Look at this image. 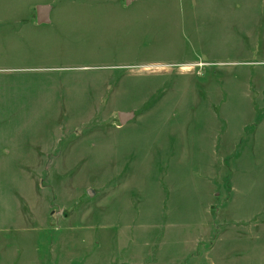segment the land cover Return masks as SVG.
Instances as JSON below:
<instances>
[{
	"label": "rangeland",
	"instance_id": "obj_1",
	"mask_svg": "<svg viewBox=\"0 0 264 264\" xmlns=\"http://www.w3.org/2000/svg\"><path fill=\"white\" fill-rule=\"evenodd\" d=\"M0 264H264V0H0Z\"/></svg>",
	"mask_w": 264,
	"mask_h": 264
},
{
	"label": "crops",
	"instance_id": "obj_2",
	"mask_svg": "<svg viewBox=\"0 0 264 264\" xmlns=\"http://www.w3.org/2000/svg\"><path fill=\"white\" fill-rule=\"evenodd\" d=\"M53 10L54 8L50 4L37 3L36 5L33 6V9L28 17V20H31L33 26L29 28L27 27L4 28L5 29L4 34L5 35L8 34L5 36V38H7L8 40L19 39V40L28 41L30 38H32L29 36V34L36 32L37 28L43 27L45 25H49L52 22ZM225 27L228 26H226L225 24Z\"/></svg>",
	"mask_w": 264,
	"mask_h": 264
},
{
	"label": "water",
	"instance_id": "obj_3",
	"mask_svg": "<svg viewBox=\"0 0 264 264\" xmlns=\"http://www.w3.org/2000/svg\"><path fill=\"white\" fill-rule=\"evenodd\" d=\"M120 116H121L122 122H125L128 119H130L133 115L132 114H121Z\"/></svg>",
	"mask_w": 264,
	"mask_h": 264
}]
</instances>
